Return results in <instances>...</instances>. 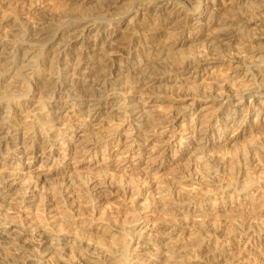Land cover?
I'll return each mask as SVG.
<instances>
[{"label":"bare ground","instance_id":"6f19581e","mask_svg":"<svg viewBox=\"0 0 264 264\" xmlns=\"http://www.w3.org/2000/svg\"><path fill=\"white\" fill-rule=\"evenodd\" d=\"M235 1V7L239 6L240 8L228 10V12L236 13V15L233 14V19L227 21L225 18H219L221 16L218 15L219 12L216 9L217 0H81V6H88L85 7L88 13L82 12V9L80 11V7L79 11L78 9L77 11L71 10L72 5L69 1L68 3H60L62 5L59 8L62 7V10L56 8V10L47 11L48 9L44 10L45 7H42V3L47 2V0H0V84H6L5 87L3 86L6 89L10 86L7 81L17 80L16 94L25 98L28 95L35 97L37 103H41L40 110L42 108L47 112L40 118L41 121L37 123L38 126L31 127V137L19 134L18 141H14L12 130L20 126L19 121L14 116L12 118L10 112L17 109L24 110L28 102L11 107L0 102V155L4 158L3 161L5 163H15L24 160L31 163L38 160L39 164L44 166L48 162L54 163L57 155L54 154L51 148L56 144L51 140L56 136H62L60 145L68 147L72 143V139L64 136L65 130H61V127L55 125L58 124V121H50L48 117L64 111L68 106L77 107L80 115H83L85 120L89 122L97 119L101 113L104 114L107 109L115 106L117 101V105H119L120 99L127 101L128 99L123 96L126 91L133 98L129 103L137 108L143 100L154 96L152 92L155 86L162 87V89H155L156 91L169 94L172 86L169 87L168 82L173 81L171 79H174L173 84H176V79L179 77H196L199 73L207 72L210 66L209 60H212L216 53L218 54L211 46L204 49L199 55L186 57L181 61H176V63L168 60L169 52L186 46L187 43L180 40V38L186 32L192 35L195 32L199 33L204 23L221 22L218 25L220 29H224L226 35L232 37L244 35L246 29L249 28V25L246 24L248 21L256 18L262 19L264 0H258L263 4L260 8L255 7L257 4L255 0ZM7 2L20 5L18 13L11 14L12 12L8 13L3 10L7 7L5 6ZM119 4L124 8L126 7V9L123 8V11L128 15L129 22L142 23L150 21L152 30L163 32L161 38L155 39L153 43H156L150 48L141 47L140 51L133 50L134 52L129 50V47L127 48V57L133 55L137 59L136 65L131 66L134 73H130L129 69L127 71L123 70L122 65L127 62H124L122 57L117 60L106 55L108 48L114 43L120 27L119 20L115 18V11ZM69 9L70 12H68ZM245 21L247 22L245 23ZM144 26H149V24ZM137 29H134L135 32H140ZM44 31L45 33H43ZM263 31L264 22H261L258 25V32ZM13 35L16 39L14 38L15 41L10 42L9 39ZM141 41L142 39H138L137 42ZM134 42L133 39L129 41L130 44ZM228 44H232V42H228ZM253 44H259V42L251 39L243 43V49L245 50ZM7 56L9 57L8 60ZM220 56L219 59H221ZM263 57L260 56L258 63L253 65L246 55L240 53L236 56L228 55L229 59L224 61L221 66L234 72L245 67L244 72L249 74L248 79L251 80L253 85L249 87L243 85L235 88L232 83L235 74L229 78L226 77L227 79L223 82L217 81L210 83L209 86L207 85L208 89L205 88L207 93L219 101V105L217 104L218 112L214 120L205 121L200 117H195L189 125L187 124L188 126L186 125L184 131L168 130L167 127L168 129L161 132L160 129L155 130L157 127V125L154 127L155 121L163 124L165 119L169 121L171 116L168 118L166 114L159 115L154 118L155 120H152L154 123H151L149 119L150 122L147 120V117H143L145 113L141 109L139 118L143 119L141 123H137L147 133L151 131L153 134H157V131L161 132L160 136L168 139L169 146L174 143H188L196 140L199 142L205 140V146L203 147L208 146L207 144L215 139L218 143L220 140L225 142L228 132L234 127L241 134L253 130L261 131L260 134L263 136L255 142L253 141V144L222 156L218 162L214 161L212 157H207L208 161L203 164L196 163V160L194 162L195 166H192L195 177L192 179L195 181V184H192L194 188L185 193L174 184L169 190L167 189L168 192L164 196V201H174L184 205L183 207H187L186 215L189 214V210V212L192 211L191 213H197L200 216L209 204L214 209L220 207L222 213L237 214L236 217L230 219H219L214 214L215 212H208V210V213L206 212V215L204 214L200 221L193 222L192 227L196 240L201 241V244L205 240L215 242L219 240L222 231L228 229V233L230 232L233 235L236 244L241 246L245 242L243 249L246 250V253L254 255L256 260H260L262 263L264 262V224L262 221L257 220V214L264 212V174H262L264 164L262 163V155L260 156L261 161L257 151L262 149V146L264 147V75H261L262 65H264ZM251 58H253V55ZM157 74L162 77H156ZM0 87L2 86L0 85ZM199 91L201 92V90ZM111 96H114V98L109 100ZM192 96L194 95L192 94ZM208 99H212V97H208ZM171 119L170 122L172 123L173 119L172 121ZM168 121H166V124L170 125ZM46 128L54 129V132L48 134L45 131ZM9 141L14 142L15 152L11 151ZM143 142H145V139ZM112 143L113 139H108L104 145L108 147ZM83 147L82 154H88L97 151L96 149L99 146L94 143ZM201 152H203L202 149ZM73 153L65 149L64 156ZM38 154L46 155V158L42 159V157L37 156ZM0 166L3 168L0 174L1 198L2 191L7 187V179L14 176L15 172L7 171L4 164ZM217 174L221 175L219 184L217 183L218 188L230 187L232 193L230 192L229 195H226L223 191L215 193V190H217L215 189L213 194H202L199 188L200 185H207L215 179L214 175L217 176ZM30 177L32 178V175ZM217 177L219 178V176ZM118 179L119 184H122V180H120L122 178ZM108 180V187L113 188L115 178ZM129 182L128 184H131ZM133 189L135 190V188ZM237 194L244 195L245 200H241ZM59 195H61L60 192ZM59 198L61 199V197ZM227 198L228 201H226ZM161 206L163 207V205ZM17 213L18 218H21L20 210ZM91 214L93 215V212ZM92 215H88V217H92ZM91 217L89 218L91 219ZM127 223L129 225V222ZM131 223L133 224V222ZM136 227L132 225L122 226V232L119 235L122 238L120 239L122 243L120 249H116L114 253L106 252L103 256L100 252H97V245L85 241L84 238L67 242L56 237L54 240H58L59 247H55V256H58V259H67L68 264H106V262L109 264H158L159 262L152 260V263L149 257H143L141 253L137 252V249L143 243H152L154 247H158L157 241L154 240L156 232L154 230L146 232V227H143L145 230ZM14 229L25 234L26 239L22 242L14 241L11 238L13 230L7 228L6 219L0 221V264H39L43 257L41 252L43 245L52 242L53 239L47 237L44 232H40L39 222L33 220H21L19 227H14ZM244 239L245 241H243ZM255 239H258L257 243L255 241L256 247L253 242ZM260 240L261 243H259ZM93 255L97 256V261L90 263L89 259ZM176 257L167 256L164 260L173 263L172 260ZM230 262H232V259ZM223 263L215 259L212 264Z\"/></svg>","mask_w":264,"mask_h":264},{"label":"rangeland","instance_id":"374dc122","mask_svg":"<svg viewBox=\"0 0 264 264\" xmlns=\"http://www.w3.org/2000/svg\"><path fill=\"white\" fill-rule=\"evenodd\" d=\"M68 1L71 2V10L77 11L78 9L79 11L80 7V11L82 9V12L88 13L85 8L88 6H81V0H47V2L42 3V7H45L44 10L48 9L47 11L56 10V8L62 10V7L59 8L62 5L60 3H68ZM235 2V0H217L216 9L219 12L218 15L220 14L219 16H221L219 18H225L227 21H230L231 18L233 19L232 15L234 13L232 14L228 10L240 8L239 6L235 7ZM255 2L257 3L256 6L254 5L256 8L263 6L258 0H255ZM5 6L7 7L3 10L16 14L20 5L7 2ZM123 8L121 4L116 8L115 18L119 20L120 27L114 43L108 48L106 55L117 60L122 57L124 62H127L122 65L123 70L127 71L129 69L130 73H134L133 69L131 70V66L136 65L137 59L133 55L127 57V48L129 47L131 51H140L141 47L150 48L156 43H153L155 39L161 38L160 36L163 32L152 30L150 21L142 23L129 22V17L125 14ZM68 12H70V9ZM261 18V20L256 18L248 22L245 21L249 28L246 29L245 34L242 36L231 37L226 35L227 33L224 32V29H220L218 26L221 23L218 21L211 24L204 23L199 33L195 32L192 35L186 32L180 40L185 41L187 45L170 51L169 61H175L176 63V61H181L186 57L199 55L210 46L218 54L216 53V58L214 56L212 60H209L210 66L207 72L199 73L196 77H179L176 79V84H173L174 79H171L173 81L168 82L169 87L172 86L170 87L171 92H169L171 96L168 93L156 91L157 89H162L158 85L155 86L157 88L154 87L152 92L154 96L143 100L139 107L135 108L129 103L133 98L126 91L123 96L128 99L127 101L120 99L119 105H117V101L115 106L107 109L104 114L101 113V117L99 116L89 122L85 120L83 115H80L77 107L68 106L64 111L49 116L48 119L50 121H58V124L55 125L61 127V130H65L63 135L72 139V141L70 140L72 143L68 147L60 145L62 136H56L51 140L56 144L51 148L54 154L57 155L54 163L48 162L45 166L39 164L38 160L31 163L24 160L15 163H5L3 161L4 158L0 155V165L4 164L7 171L15 172L14 176L7 179V187L2 191L0 198V221L6 219L7 228L13 230L11 238L17 242H22L26 239L25 234L19 233L17 229H14V227H19L21 220L39 222V231L44 232L47 237L53 239L52 242L43 245L44 248L42 247L41 249L43 257L39 264H68L67 259L64 260L62 258V261L61 258L58 259V256H55V247H59L58 240H54L56 237L67 242L84 238L85 241L97 245V252H100L103 256L106 252L114 253L116 249H120L122 244L120 241L122 238L119 236L122 232L121 227L132 225L137 226L136 228L141 230H145L143 227H146V232L149 230L156 232L154 240L157 241V248L152 243H143L137 249V252L141 253L143 257H149L152 263V260H154V262H159L158 264H212L216 259L222 263L224 262L223 264H264V262L256 260L254 255L246 253V250L243 249L245 242L241 246L237 245L236 241L233 240V235L230 232L228 233V229H224V232L222 231L219 235V240L215 242L205 240L201 244V241L198 242L199 240H196L192 227L193 222L200 221L208 210V212H215L214 214L219 219H230L236 217L237 214L222 213L220 207L214 209L209 204L200 216L197 213H191L192 211L189 212V210V214L186 215L187 207H183L184 205L174 201H164L166 192L174 184L185 193L194 188L195 181L192 179L195 177L192 169L196 160V163L203 164L208 161V158L212 157L214 161L218 162L222 156L253 144L259 137L263 136L260 134L261 131L253 130L249 131V133L241 134L234 127L228 132L225 142L220 140L218 143L215 139L211 143L209 142L206 147H203L205 146V140L174 143L169 146L167 143L168 139L160 136L162 130L168 128V130L172 129L173 131H184L186 125H189L195 117H200V119L202 118L205 121L215 119L219 101L207 93L210 83L223 82L235 74L232 82L235 88L243 85L247 87L253 85L251 80L248 79L249 74L244 72L245 67L234 72L233 70L228 71L226 67L223 68L221 64L229 59L228 55L236 56L238 53L246 55L250 59L251 64L258 63L260 56H264V31L258 32V25L264 22V15ZM147 24L149 26H144ZM135 26L136 28H134ZM141 26L143 28L140 29ZM134 29L140 30V32L136 33ZM12 37L10 38L11 40L9 39L10 42L15 38L14 35ZM130 39L135 42L130 44ZM138 39H142V41L137 42ZM251 39L258 41L259 44L250 45L244 50L243 43ZM228 42H232V44H228ZM219 52L222 53L220 54ZM219 55H221V59L218 58ZM252 55L253 58H251ZM8 59L9 57L7 56ZM261 75H264V65H262ZM156 77L162 76L157 74ZM12 81H7L10 86L6 89L3 88L6 84H0L2 86L0 87V102L8 107L28 102L24 110L17 109L10 112L12 118L15 117L19 121L20 127L12 130L13 140L18 141L19 134L31 137V127L38 126L37 123L41 121L40 118L47 112L42 108L41 110L43 111L40 110L41 103H37L35 97L28 95L25 98L17 95L16 86L18 81ZM206 87L207 89H205ZM195 93H198V97ZM114 96L109 97V100L113 99ZM208 97H212V99H208ZM141 109L145 113L143 117H147V120L149 119L151 123H154L152 121L155 120L154 118L163 114L168 115V118L171 116L170 119L172 118L173 121L171 119V123L170 119L169 121L165 119L164 123L166 124V121H168L170 125H165L164 123H161V125L155 121L154 127L155 125L158 127L155 130L160 129L161 132L157 131V134H153L152 131L147 133L143 131L144 128L137 124L141 123L143 119L139 118ZM45 131L48 134H52L54 129L46 128ZM108 139H113V143L105 147L104 143ZM144 139L145 142H143ZM8 143L11 151L15 152L14 142L9 141ZM94 143L99 146L96 149L97 151H94L96 153L92 151L88 154H82L83 146L93 145ZM42 146L44 147V145ZM261 148L258 149L257 154L259 157L262 155V163L264 164V147L262 146ZM65 149L74 153L65 157ZM201 149L204 153L201 152ZM37 156L42 157V159L46 158V155L38 154ZM2 170L3 168L0 166V174ZM262 174H264V170H262ZM31 175L32 178L30 177ZM108 176L115 178V186L113 188L108 187V179H110ZM217 176L214 175V182L208 181L207 185H200L199 188L202 194H213L215 189H217L215 193H220L221 191L225 192L226 195H229L230 192L232 193L230 187H227L228 189L225 187L218 188L221 175L217 174ZM118 178H122L120 179L122 184H119ZM116 179L118 180L116 181ZM128 181L132 185L128 184ZM133 188H135L136 192ZM131 190L135 193L130 192ZM59 192L61 195H59ZM237 196L241 200H245L244 195L237 194ZM228 200L227 198L226 201ZM211 209L214 210L212 211ZM18 210H20L21 218H18ZM88 215H92V217L89 216L91 219ZM257 215V220L259 222L262 221L264 224V212ZM127 222H129V225H127ZM130 222H133V224H130ZM255 241L257 243L258 239L253 241L256 247ZM253 242L250 243L252 244ZM259 243H261V240ZM119 252L121 253L120 250ZM167 256L177 257L172 260V262L174 261L173 263H170V261L164 260ZM107 259L110 260L109 258ZM231 259L232 262H230ZM89 260L90 263H94L97 261V256L93 255ZM241 260L243 261L241 262ZM106 264L109 263L106 262Z\"/></svg>","mask_w":264,"mask_h":264}]
</instances>
